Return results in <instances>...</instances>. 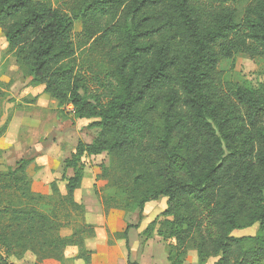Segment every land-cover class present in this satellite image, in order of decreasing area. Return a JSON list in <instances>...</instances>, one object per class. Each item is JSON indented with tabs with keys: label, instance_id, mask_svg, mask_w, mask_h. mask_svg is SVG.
<instances>
[{
	"label": "trees",
	"instance_id": "16d2710c",
	"mask_svg": "<svg viewBox=\"0 0 264 264\" xmlns=\"http://www.w3.org/2000/svg\"><path fill=\"white\" fill-rule=\"evenodd\" d=\"M69 1L66 11L51 0H0V29L23 75L99 128L64 162L74 173L63 207L85 212L75 199L81 158L107 153L102 177L122 192L125 208L139 210L123 232L127 247L146 204L164 196L166 208L143 233L174 241L170 264H191L192 250L198 264H264V86L227 80L219 70L239 54L264 57V0H247L244 8L246 0ZM85 48L99 49L109 68L106 79H96L98 93L78 64ZM29 164L0 172V197L23 190L28 200L0 205L1 247L8 255L30 250L40 264H65V249L76 246L75 257L90 264L85 239L96 235L94 226L83 222L62 236L59 209L30 204ZM51 187L59 193L56 182ZM110 204L103 199L106 210ZM256 223V235H234ZM0 264H9L3 254Z\"/></svg>",
	"mask_w": 264,
	"mask_h": 264
},
{
	"label": "rangeland",
	"instance_id": "374dc122",
	"mask_svg": "<svg viewBox=\"0 0 264 264\" xmlns=\"http://www.w3.org/2000/svg\"><path fill=\"white\" fill-rule=\"evenodd\" d=\"M51 2L56 7H61L66 11L70 10L69 0H51ZM247 4L246 0L240 5V8H244ZM81 30L82 22L77 20L73 30L75 39ZM7 47L8 43L0 29V172L15 169L22 160H29L27 174L33 181L32 190L36 197V200L30 201V204L45 212L59 209L65 224L60 231L62 236H70L83 222H87L92 224L96 231L95 236L85 239L88 249L96 248L95 239L98 238V228H101L106 233L110 244L122 247L121 250L124 251L128 262L129 260L133 264L143 262L139 257L135 260L131 258L132 249L140 251V246L149 238L154 240L152 245L156 246L158 240L162 241L163 238L156 233L147 237L143 230L141 235L136 238V242L130 245L132 242L129 238V246H126L123 232L126 224L137 223L139 210L132 211L125 208L122 192L113 185L110 177H102L103 167H107L110 163V156L107 153L86 154L81 158L84 178L75 199L84 205L85 212L77 213L70 211L68 206L63 207L67 177L74 173L73 169L65 168L64 162L76 151L79 141L91 143L97 136L99 128L90 126V123L95 119L75 117L71 105L59 107L58 101L44 91L43 85L33 86L30 84L31 78L23 75L15 57L8 53ZM76 56L79 67H82L86 72L91 92L98 93L100 85L96 79H106L109 69L103 59L102 52L99 49L85 48L77 51ZM219 70L223 72L222 75L227 80L247 83L255 88L264 86V57L250 58L239 54L234 63L231 59L222 60ZM95 170H98V174H95ZM52 182H56L59 193L53 191ZM104 198L114 206H109V209L106 210L103 205ZM112 198L116 201H113ZM167 200V197L163 196L156 200L158 201L156 204L147 203L145 208L148 207V211L154 213L153 217H159L167 206ZM27 203L28 200H26L23 190L9 191L0 197L1 206L11 204L26 206ZM116 204H120V206L116 207ZM69 212L71 213L70 217L67 216ZM110 213H119L122 217H117L115 214L114 223H110L107 219V215ZM152 213L147 214V217L152 216ZM105 217L106 220H104ZM90 220H94L95 223ZM98 223L101 224V227H97ZM258 229L259 223H256L252 227L234 231V235L254 236ZM173 242V240L165 241L167 254L169 246ZM75 250L77 252L76 246H69L65 249V264H85L83 260L75 257ZM15 251L17 252L8 255L0 245V254L7 257L9 264H40L32 251L18 249ZM122 258L121 261H123ZM113 260L118 262V257H113ZM50 262L58 264L51 260ZM187 262L198 264V257L196 254L190 253L187 256Z\"/></svg>",
	"mask_w": 264,
	"mask_h": 264
},
{
	"label": "crops",
	"instance_id": "0c3cea01",
	"mask_svg": "<svg viewBox=\"0 0 264 264\" xmlns=\"http://www.w3.org/2000/svg\"><path fill=\"white\" fill-rule=\"evenodd\" d=\"M11 128H12V125H11ZM97 171L98 170H95V174H98ZM77 190H76V193H77ZM76 193H75V195H76ZM157 202L158 201H153V202H150V204L151 205L156 204ZM162 209H163V207H162ZM88 210H90V209L88 208ZM148 210H149L148 207H146L144 210V212H146V213H144V218L141 221L140 226L138 228L134 227V228H131L129 230V238H130V241L132 242L130 245H132L133 242H136V240H137L136 238L141 235L142 231L148 226V224L151 222V220L153 221L154 218L157 217V216L153 217L154 213L149 212ZM151 213L153 215L147 217V214L150 215ZM115 214L117 217H122L119 215V213H112V214L110 213V215H107L108 222L110 221V223H114L115 220L113 219V217ZM104 220H106V217ZM90 222L95 223L94 220H90ZM100 225L101 224L98 223L97 227H99ZM123 225H125V224L123 223ZM126 226H127V224H126ZM156 237H157V235H156ZM95 240H96L95 241L96 248L93 247L94 253H93L92 261L90 264H118V262H119V264H128L129 263L128 260H126V258H125L124 251L121 250L122 247L119 244H118L119 246H115L114 244H110L108 242L106 233L103 232V230L101 228H98V238H96ZM152 242H154V240L149 238V239L145 240V243L143 245L140 246L141 247L140 251H134L132 249V252L130 253L131 258L134 260L138 259V257L141 258L143 262H140L139 264H170L169 260H168V254L165 251V241H163V240L161 241L159 239L158 242L155 244L156 246L152 245ZM125 244H126V240H125ZM93 248H92V250H93ZM77 251H78V249H77ZM75 252H76V250H75ZM190 253L196 254V256H197V252L195 250L190 251L189 254ZM113 257H118V262H115V260H113ZM121 258L123 259V261H121ZM215 261H216L215 258H210V259H208L206 264H215Z\"/></svg>",
	"mask_w": 264,
	"mask_h": 264
}]
</instances>
